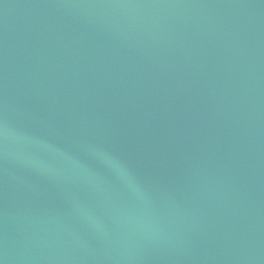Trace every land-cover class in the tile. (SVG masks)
<instances>
[{"label": "water", "instance_id": "obj_1", "mask_svg": "<svg viewBox=\"0 0 264 264\" xmlns=\"http://www.w3.org/2000/svg\"><path fill=\"white\" fill-rule=\"evenodd\" d=\"M0 264H264V0H0Z\"/></svg>", "mask_w": 264, "mask_h": 264}]
</instances>
